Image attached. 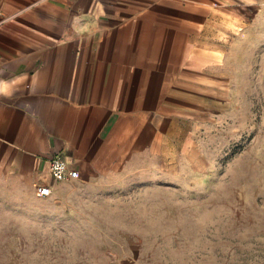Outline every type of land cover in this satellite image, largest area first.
Instances as JSON below:
<instances>
[{
    "label": "crops",
    "instance_id": "1",
    "mask_svg": "<svg viewBox=\"0 0 264 264\" xmlns=\"http://www.w3.org/2000/svg\"><path fill=\"white\" fill-rule=\"evenodd\" d=\"M254 9L249 0H0V181L30 194L49 184V197L65 199L146 173L167 131L204 113L218 22H244ZM55 156L79 177L55 181Z\"/></svg>",
    "mask_w": 264,
    "mask_h": 264
},
{
    "label": "rangeland",
    "instance_id": "2",
    "mask_svg": "<svg viewBox=\"0 0 264 264\" xmlns=\"http://www.w3.org/2000/svg\"><path fill=\"white\" fill-rule=\"evenodd\" d=\"M249 1L214 29L204 113L146 173L65 199L0 181V264H264V0Z\"/></svg>",
    "mask_w": 264,
    "mask_h": 264
},
{
    "label": "built area",
    "instance_id": "3",
    "mask_svg": "<svg viewBox=\"0 0 264 264\" xmlns=\"http://www.w3.org/2000/svg\"><path fill=\"white\" fill-rule=\"evenodd\" d=\"M50 172L55 181L72 180L79 177V171L59 156L51 159ZM36 194L42 198L49 197L52 194L51 185L45 183L37 185Z\"/></svg>",
    "mask_w": 264,
    "mask_h": 264
},
{
    "label": "clouds",
    "instance_id": "4",
    "mask_svg": "<svg viewBox=\"0 0 264 264\" xmlns=\"http://www.w3.org/2000/svg\"><path fill=\"white\" fill-rule=\"evenodd\" d=\"M7 86L0 84V92H6Z\"/></svg>",
    "mask_w": 264,
    "mask_h": 264
}]
</instances>
